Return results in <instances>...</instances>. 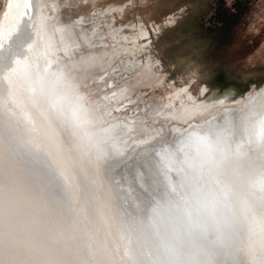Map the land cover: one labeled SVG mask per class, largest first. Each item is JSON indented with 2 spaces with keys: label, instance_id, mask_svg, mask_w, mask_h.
Returning a JSON list of instances; mask_svg holds the SVG:
<instances>
[{
  "label": "bare ground",
  "instance_id": "1",
  "mask_svg": "<svg viewBox=\"0 0 264 264\" xmlns=\"http://www.w3.org/2000/svg\"><path fill=\"white\" fill-rule=\"evenodd\" d=\"M40 6L9 0L0 22V264H167V247L140 232L129 202L136 180L160 194L159 172L168 168L187 171L198 207L208 211V198L237 217L231 239L220 236L224 247L200 241L193 264H264V91L239 107L216 95V111L201 119L184 107L186 123L173 122L169 139L130 149L124 168L103 178L97 150L116 154L108 121L47 44ZM194 179H204L205 203ZM138 197L143 216L150 203Z\"/></svg>",
  "mask_w": 264,
  "mask_h": 264
},
{
  "label": "rangeland",
  "instance_id": "2",
  "mask_svg": "<svg viewBox=\"0 0 264 264\" xmlns=\"http://www.w3.org/2000/svg\"><path fill=\"white\" fill-rule=\"evenodd\" d=\"M8 3L0 0V22ZM40 3L47 44L108 121L119 159L97 150L103 178L124 168L130 149L169 139L173 122L186 123L184 107L201 119L216 111V95L239 107L264 91V0ZM146 71L152 82L136 86Z\"/></svg>",
  "mask_w": 264,
  "mask_h": 264
},
{
  "label": "water",
  "instance_id": "3",
  "mask_svg": "<svg viewBox=\"0 0 264 264\" xmlns=\"http://www.w3.org/2000/svg\"><path fill=\"white\" fill-rule=\"evenodd\" d=\"M160 164H165V162L162 161ZM160 167L162 168L163 165ZM159 177V184H161L163 188L160 186L162 189H160L161 193H156V197L159 195L162 196V199L165 200V202L163 201L164 204L162 203L160 206L156 205L157 200L160 199H157L158 197L156 198L155 194H151V197L149 191L146 190V186L143 187V185L136 180V186L134 187L131 185L134 191H132L130 195L131 197L136 194L134 197L135 200H130L129 202L131 204V209L134 210V214L136 215L130 214L129 218H133V221L136 220L135 225L142 234H146L149 237L153 236L156 241L161 242L162 245L167 247V253L165 252L166 255L168 254L167 264H190L191 262L193 264L194 259H196L193 256L194 252H199V255H203V248L200 246V241L202 240H209L211 246L219 243L221 244L219 245L220 247H224V240L222 242L220 236L222 235L225 240L231 239L229 234H231V230L233 231V228L237 225V217L235 219L230 218V216L232 217L231 214H226L223 211H215L212 208L211 202H209L210 200L207 198L208 195L205 191V193H202V187L204 186L202 183H204V179L203 181L202 179H198L200 184H198L195 179L193 182L199 198H202L204 203V198H207L206 203L209 205L208 211H205L204 207H198L194 202L192 196L193 190L191 191L189 189L188 183H190V176L187 171L179 172L177 168H168L166 175L163 170L159 172ZM205 180L207 182V179ZM140 193L141 197L145 199L144 201L150 203V205L147 204L148 207L146 205L144 210L145 214L143 216L138 213L139 206H141V198L138 197ZM172 194L176 196L177 202L170 200V195ZM145 196H149L148 199H146ZM137 197L139 198L138 200ZM175 203H177L176 206ZM246 209L247 212L249 211L251 213L252 210L249 208ZM133 215L134 217H132ZM215 215L218 216L216 220ZM218 228H223L225 235L222 234ZM212 235L214 237H212ZM184 257H186L185 261Z\"/></svg>",
  "mask_w": 264,
  "mask_h": 264
}]
</instances>
